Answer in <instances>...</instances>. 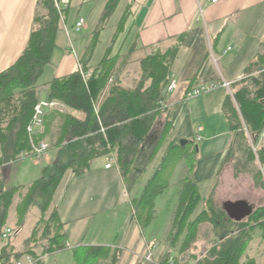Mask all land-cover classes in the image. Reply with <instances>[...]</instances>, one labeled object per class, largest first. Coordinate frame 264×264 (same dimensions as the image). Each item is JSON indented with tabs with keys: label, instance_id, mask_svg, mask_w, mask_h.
<instances>
[{
	"label": "trees",
	"instance_id": "16d2710c",
	"mask_svg": "<svg viewBox=\"0 0 264 264\" xmlns=\"http://www.w3.org/2000/svg\"><path fill=\"white\" fill-rule=\"evenodd\" d=\"M119 3L120 0H108L101 29L114 15ZM129 15L130 10L119 22L110 47L96 66L91 65V60L99 42V30L80 60V68L67 77L56 78L45 85L47 102H58L70 113L64 115L58 107H46L42 126L34 134L29 133L28 129L33 124L35 108L40 103L39 80L52 63L61 30V15L56 9L55 0H40L25 51L14 65L0 74L2 149L5 150L12 136L15 137V153L9 161H17L20 155L34 157V148L45 143L56 115L63 118L59 138L53 146L58 149L56 161L42 169L41 178L28 188L16 209L18 227L23 225L26 216L37 204L41 217L26 240L25 249L17 251L9 235L1 249V257L5 264H16L28 256L40 264L41 259L36 256L35 249L42 248L44 256L66 251L59 209L54 207L49 219H45L66 174L71 171L76 179L91 172L95 160L114 158L124 182L128 184L142 147L156 122L165 117L162 135L150 159V163L153 162L164 150L163 162L140 196L131 200L135 221L143 230L149 228L156 218L157 199L169 189L172 177L184 162L186 169L180 180L175 223L165 243L169 252H164L161 263L174 260L176 264H188L190 260H196L197 264H255L251 259L244 262V257L256 231H261L264 244V206L254 208L247 220L236 223L239 224L238 233L225 236L202 258L192 254L202 224L210 223L224 229L226 222L234 221L223 208H216L212 197H201L192 178L198 150L194 142L189 141L181 146L176 144V140L169 141L173 125L164 105L172 82V68L183 45V36L177 38V45L165 52L153 47L151 53L136 59L140 74L133 87H128L122 79L123 68L133 62L137 47L133 45L124 56L122 47L117 53L114 49L120 35L127 31ZM89 71L92 74L85 80L84 75ZM244 74L241 81L232 85V93L223 106L233 135L226 164H232L235 178L251 175L259 185L264 178L262 170L256 169L258 162L264 167V142L261 141L264 133V53L249 64ZM46 110L51 112L47 114ZM5 162L0 161V166ZM22 189L24 187L18 186L5 190L0 182V243L14 198ZM175 252L177 255L173 257ZM118 253L106 246L83 247L73 252L76 264H117Z\"/></svg>",
	"mask_w": 264,
	"mask_h": 264
},
{
	"label": "crops",
	"instance_id": "0c3cea01",
	"mask_svg": "<svg viewBox=\"0 0 264 264\" xmlns=\"http://www.w3.org/2000/svg\"><path fill=\"white\" fill-rule=\"evenodd\" d=\"M74 1L72 0L70 8L65 14V20H61V30L57 37L58 48L54 52L52 63L45 69L42 76L45 81L41 83L42 78L39 80V89L41 94L46 95V101L45 85L56 78H64L76 72L80 68V60L83 58V55L79 56L75 53L71 31L66 29L69 28V20L74 12ZM83 1L85 3V0ZM104 1L107 3L108 0ZM39 2L40 0H0V74L14 65L25 51L34 26ZM121 2L122 0H120L116 11ZM129 10L126 41L122 43V50L124 45L125 47L129 45L128 51L134 45L137 47L136 54L142 53L144 56L151 53L153 47H159L161 51L165 52L170 47L177 45V38L183 36V45L180 46L172 68V82L175 81L178 87L172 92L168 88L165 106L168 109L169 121L173 125L169 141H193L194 145L198 147L192 178L197 183L201 197L204 199L212 197L216 207L220 204L222 198L227 199V202H246L247 200L237 195L225 196L223 194L225 185L230 180V175L233 180L237 181L233 176L232 164H226L233 135L223 112V106L231 91L221 86L199 97L192 99L187 97L188 93L201 85L217 82L234 84L245 77L244 71L249 64L259 54L264 53V0H219L217 3H213L212 0H128L125 13ZM80 18L82 17H79L76 22ZM75 24H72V32L79 34L80 32L73 29ZM62 33L63 35H61ZM60 37H66L68 40L65 51H61V46H59L62 45L59 40ZM125 51L126 49L121 52L122 55L126 54ZM48 70L50 72L49 76ZM58 108L64 115L70 113L64 106ZM49 112L51 110H46L47 114ZM56 116L51 131L44 140L49 146L48 151L42 157L43 163L46 162L47 166L56 161L58 154V149L53 151L51 148L59 138L63 118L59 115ZM159 121L161 122L162 135L166 118L162 117L158 120V123ZM198 137L201 139L200 141H198ZM14 141L15 137L12 136L5 150L0 146V161L6 160L0 166V170H2L0 182H2L1 184L5 190V183L9 179V175L4 172L5 166L10 162L25 159L24 155H20L17 161H9L15 153ZM221 142L224 143V147L220 146L219 143ZM163 157L164 150L158 154L155 161L159 160L156 163L155 161L150 163V165L152 164L150 168L140 169L138 164L142 155H139L133 168L131 180L136 183L139 180H145V188L157 169L161 167ZM108 161V158H106L105 163L100 161L99 168L103 167L102 170L105 176L111 175L112 180L118 181V187H126L115 162L111 168H106ZM44 167L40 163L39 169L42 170ZM114 167L117 168V175L111 172ZM185 169L184 162H182L171 179L170 187L176 184L178 186ZM39 174L34 172L26 176L24 183L18 185L24 187V189L20 192L22 196L19 193L14 198L6 229L11 228L9 226L11 220H15L17 225L16 209L21 198L27 193L28 188L39 179L36 178L39 177ZM176 175L179 177L177 182L175 180ZM145 176L147 177L144 178ZM77 180L72 181L68 188L69 192L70 188L77 184L75 196L65 211L56 205L55 200L53 202V208L57 207L59 209V218L63 224L65 245L67 247L64 252L66 254H73L74 250L83 247L106 246L119 252L117 264L161 263L164 252H169V247L165 243L174 227V212L179 202L180 184L177 187L175 209L165 224V232L160 238H155L153 234L147 235L146 229L143 230L135 221L134 210L131 205V200L134 197H130L124 202V205L131 207V212L127 217L125 212H117L119 208L116 206L110 211L104 205V201L108 200L109 204L111 200L106 197L107 195L101 194V192L107 191V187L101 188V183L90 184V182L83 183L82 186ZM252 186L255 188L254 184ZM65 198H62L61 205L64 204ZM121 213L123 216L120 215ZM107 214L108 216H110L109 214L113 215L115 221L108 223L104 219ZM157 218L156 213V218L149 228L152 227ZM236 223L226 222V228L224 229L216 228L210 223L202 224L199 228L196 246L191 251L192 254L196 255L197 251L200 250V254L197 255L200 259L213 246L219 244L225 236L236 235L239 227V224ZM231 226L233 229L228 232ZM205 227L209 229L203 237L209 235L211 239L207 242H201V231ZM261 235V231H256L252 242L255 249L253 252L248 250L244 262L251 259L255 261V264H264V244ZM204 239L206 241L208 237L202 238V240ZM200 243L201 248L198 247ZM4 245L5 243L2 241L0 248L2 249ZM12 245L17 251H23L26 247L25 243L20 245L13 241ZM40 250L42 249L38 248L34 252L38 258L41 257L39 258L41 259L40 264H45L43 261L48 256H41L39 254ZM149 255H152L153 263L147 261L146 258ZM176 255L175 252L173 257ZM22 260H25V258ZM188 264H197V261L190 260Z\"/></svg>",
	"mask_w": 264,
	"mask_h": 264
},
{
	"label": "rangeland",
	"instance_id": "374dc122",
	"mask_svg": "<svg viewBox=\"0 0 264 264\" xmlns=\"http://www.w3.org/2000/svg\"><path fill=\"white\" fill-rule=\"evenodd\" d=\"M127 1L128 0H122L121 5L119 6L118 10L106 22V25H104L103 29H101L102 28L101 27L102 18L104 15L106 4H107L104 0H85V3L83 0H75L74 1V7H73L74 12L72 13L71 19L69 20V22H70L69 28H66V29H70V31H71V37L73 40L74 50H75V53L77 55H79V56L85 55V53L89 49V46L93 40L95 32L97 30H99L100 31V38H99V42H98L96 48L94 49V54H93V57L91 60V64L96 65L102 60L103 56L105 55L106 51L108 50V48L111 45L112 38L114 37V34L116 32V29H117L119 22L124 17ZM40 14H42V13L40 12ZM79 17L86 19L87 24H86L85 28L79 34H77L75 32H72L73 31L72 30V26H73L72 24L73 23L75 24L76 20ZM61 35H63V33ZM125 35H126V31L122 35H120L119 41H118V43L114 49L115 53H117L120 50L123 41L125 43V41H126ZM59 40L62 42V45H59V46H61V51H65V49L67 48V45H68V40L66 39V37L65 38L60 37ZM124 47H125V45H124ZM124 47H123L122 51H124L126 49L125 52L127 54L128 53L127 49L129 48V45H127L125 48ZM141 56H144V54H142V53L135 54L133 56V62L130 63L125 68H123V75H122L123 78L122 79L125 81L124 83L128 87H133L134 81H136V79H138V77H139L140 67H139L138 63L135 62V60ZM121 62H119V63H121ZM49 75H50V72L48 70V76ZM44 81H45V78H42L41 83ZM232 85L233 84H231V86H230V91H231L230 93H232V90H231ZM40 100L42 103L43 102L47 103L48 108L49 107L50 108L60 107V106L63 107L62 105H60L58 102H55V101L47 102L46 101V95H44L43 93L40 96ZM159 123H158V121L156 122L154 129L152 130V132L149 135L146 143L144 144V146L141 149L140 155H142V158L138 164L139 165L138 168H140V169H143V168L147 169V168H150L152 165V164L150 165V159L153 155L156 143L159 141V137L161 136V128L162 127H161L160 121H159ZM181 141L182 140H176V144H181ZM221 143H219L220 146L224 147V143L223 142H221ZM47 145H48V143H47ZM200 147H201V144H200ZM51 150L55 151L56 148H51ZM158 160L159 159H157L156 161L154 160L155 163ZM96 161H98V162H96ZM100 161L105 163L106 158L103 157V158H101V160L100 159L95 160L93 162L94 164H92L91 172L84 175V177L74 179L72 172L69 171L66 174L58 192H56V194H55L54 200L56 202V205L60 206L63 211L66 210V208L72 202L73 197L75 196V190L77 189L76 188L77 184L72 186V188H70L69 192H68V188H69L72 181L78 179L77 181H79L82 186H83V183H89L90 182V184H100L101 183V188L107 187V191H103V192H101V194H103L105 196L107 195L106 197L111 199L110 200L111 204L109 203L110 204L109 205L108 200H107V201H104V205H106L110 211L113 210V208L116 206L117 208H119V210H117V212L123 211V212H125V215L127 214V217H128V214L131 212V210H130L131 207L129 208V206L124 205V202H125V200H128L130 197H136V196L139 197L140 196V194L144 190L143 188H144L145 180H139L137 183L135 181L133 182L131 180L128 184L125 183L126 187H124V188H122L121 186L118 187V185H117L118 181H116L115 179L112 180L111 175L105 176V173L102 170L103 167L99 168V165L101 163ZM40 163H41V165H43V167L47 166L46 162L43 163L42 158L38 159L36 157H29V158H25V159H22V160L17 161V162L8 163L7 166H5L6 168L4 171L7 175H9V179L7 180V183H5L6 184V190H10L15 186L20 185V183H24V180H26V176L31 175L34 172L37 174L40 173L38 175L39 177H36L37 179L40 178L42 176V170L39 169ZM51 164H53V163H51ZM261 167H263V166L258 162L256 169L262 170ZM111 172L114 173L115 175H117V168L114 167ZM1 175H2V170H0V177H1ZM146 177L147 176H145L144 178H146ZM182 177H180V178L182 179ZM178 178L179 177H177V175H176V179H175L176 182L179 181ZM234 178H235V176H234ZM229 179L230 180H228V184L225 185V191H223V194L225 196L237 195L238 197L247 200L246 202H248V204L253 206L254 208H258L259 206H264V178H263L262 182H259V185L256 184V182H254L251 175H246V174L240 175V177L235 178L237 181L233 180L232 176L230 175ZM252 183L254 184L255 188H253ZM179 184H180V181L178 182V186H179ZM239 184H240V186L238 187ZM178 186L176 184L173 187H170V189L165 193V195L163 197H160L157 200V202H156V213H157L158 218L153 223L151 228L146 229L147 235L153 234L155 236V238H160L164 234L165 228H166L165 224L168 221L169 216L172 214V212H174V209H175V201H176V194L178 193L177 192ZM179 187H181V184ZM178 191H179V188H178ZM64 197H66L65 202L63 205H61V200ZM226 200L227 199L222 198L220 200V204L216 208L222 209L223 204L225 202H227ZM223 201H225V202H223ZM73 204L75 205V203H73ZM121 205H122V207H121ZM38 207H40L39 204H37L36 206H34L31 209L29 214L26 216L22 227H18L15 223V220H11L9 222V226L11 227L9 229L12 230V233L10 235L12 237V241L15 242L16 244L23 245L25 243V241L30 237L33 228L35 227L37 221L41 217V214H40V211L38 210ZM120 207H121V210H120ZM52 210H53V205H52L49 213L47 214V216L45 218L46 220L49 219V216H50V213L52 212ZM174 213L176 215V211ZM109 215L110 216H108V214L106 216H104V219L108 223L112 222V221L114 222L115 218L113 217V215H111V214H109ZM120 215H122V213ZM207 229H209V228L205 227L201 231V233H202L200 236L201 242H203V241L207 242L211 239L208 235V236H204V237H208V240H206V241H205V239L202 240V238H204L203 235L205 233H207V231H208ZM232 229L233 228L231 226L229 228L228 232H230ZM40 236H41V233H39V237ZM7 240L3 241V242L5 243V242H7ZM252 245L253 244H251L249 246V248L247 249V252H249V251L253 252V250L255 249L254 248L255 245H253V246ZM198 247L201 248V243L198 245ZM200 252H201L200 250L197 251L196 255H199ZM39 254L41 256L43 255V249L40 250ZM83 254H84V251H82V255ZM43 262H45V264H75V258H74L72 253L66 254L65 252H63L62 254L57 253L54 255H50V256L46 257Z\"/></svg>",
	"mask_w": 264,
	"mask_h": 264
},
{
	"label": "built area",
	"instance_id": "2783aa9c",
	"mask_svg": "<svg viewBox=\"0 0 264 264\" xmlns=\"http://www.w3.org/2000/svg\"><path fill=\"white\" fill-rule=\"evenodd\" d=\"M213 3H217L219 0H212ZM72 3V0H55V4H56V9L58 11V13H60L61 15V20H65V11L70 7ZM86 26V19L84 18H80L75 26L73 27V29L76 32H81ZM92 74V71H89L87 74L84 75L85 80H88L90 78ZM110 82H112V80H110ZM225 87L228 90H230V86L231 83L228 82H217V83H211V84H205V85H201L198 88H196L195 90H193L189 95H188V99H192L194 97L206 94V93H210L216 89H218L219 87ZM178 87L176 82H172L170 87H169V91L172 92L174 91L176 88ZM48 107L47 103L45 102H41L39 103L36 108H35V115H34V119H33V124L29 127L28 131L31 134H34L36 129H39L42 126L43 123V117L45 115V108ZM200 130V128H199ZM201 139L198 137V141H200ZM261 141L264 142V133L262 134L261 137ZM49 146L46 143H42L39 147H35L33 150V153L35 154L36 157L41 158L42 156H44V154L48 151ZM115 162L114 158H110L109 159V163L106 165V168H111L112 164ZM262 168V172L264 174V167ZM12 233L11 229H6L3 233L2 236V241H6L9 237V235ZM41 258V257H39ZM147 261L153 263V259H152V255H149L147 258ZM37 261L36 259H33L32 257H26L25 260L19 261L16 264H36ZM0 264H5V261L3 260V258L1 257V248H0ZM159 264H176L174 260H170L167 263H159Z\"/></svg>",
	"mask_w": 264,
	"mask_h": 264
},
{
	"label": "water",
	"instance_id": "95a60500",
	"mask_svg": "<svg viewBox=\"0 0 264 264\" xmlns=\"http://www.w3.org/2000/svg\"><path fill=\"white\" fill-rule=\"evenodd\" d=\"M188 143L189 141L182 140L181 146H185ZM223 210L232 221L240 223L248 219L253 214L254 207L244 201L227 202L224 204Z\"/></svg>",
	"mask_w": 264,
	"mask_h": 264
},
{
	"label": "bare ground",
	"instance_id": "6f19581e",
	"mask_svg": "<svg viewBox=\"0 0 264 264\" xmlns=\"http://www.w3.org/2000/svg\"><path fill=\"white\" fill-rule=\"evenodd\" d=\"M173 82H175V81H173ZM170 85H171V84H170ZM197 88H198V87H197ZM195 89H196V88H195ZM195 89H194V90H195ZM191 92H192V91H191ZM191 92H190V93H191ZM190 93H188V95H189ZM200 96H201V95H200ZM197 97H199V96H197ZM194 98H195V97H194ZM34 157H36L35 154H34ZM42 157H43V156H42ZM42 157H41V158H42ZM36 158H38V157H36ZM41 158H38V159H41Z\"/></svg>",
	"mask_w": 264,
	"mask_h": 264
}]
</instances>
